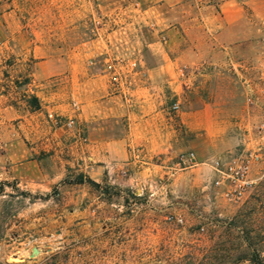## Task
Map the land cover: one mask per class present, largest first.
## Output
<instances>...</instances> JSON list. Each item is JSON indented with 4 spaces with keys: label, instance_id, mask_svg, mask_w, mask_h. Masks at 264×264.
Listing matches in <instances>:
<instances>
[{
    "label": "crops",
    "instance_id": "0c3cea01",
    "mask_svg": "<svg viewBox=\"0 0 264 264\" xmlns=\"http://www.w3.org/2000/svg\"><path fill=\"white\" fill-rule=\"evenodd\" d=\"M262 38L264 0H0V247L7 192L20 204L88 180L207 190L211 163L264 122L256 109L247 125L228 114L255 77L241 57ZM189 152L196 166L175 170Z\"/></svg>",
    "mask_w": 264,
    "mask_h": 264
},
{
    "label": "rangeland",
    "instance_id": "374dc122",
    "mask_svg": "<svg viewBox=\"0 0 264 264\" xmlns=\"http://www.w3.org/2000/svg\"><path fill=\"white\" fill-rule=\"evenodd\" d=\"M241 61L256 76L264 48ZM251 79L228 112L243 125L247 110L261 113L264 107V85ZM251 95L254 106L246 102ZM249 123L241 130V152L264 150L256 131L260 124ZM175 180L138 181L133 188L115 182L97 188L87 183L88 190L67 186L49 200L28 194L20 204L7 192L0 264H264V159L253 165L251 184L237 204L225 200L215 181L200 192L194 179L173 186ZM34 248L39 254L31 257Z\"/></svg>",
    "mask_w": 264,
    "mask_h": 264
},
{
    "label": "built area",
    "instance_id": "2783aa9c",
    "mask_svg": "<svg viewBox=\"0 0 264 264\" xmlns=\"http://www.w3.org/2000/svg\"><path fill=\"white\" fill-rule=\"evenodd\" d=\"M262 42H264V38H262ZM121 65L125 66L126 62H120ZM128 64L129 71L127 72L133 74V71L136 69L135 63H126ZM112 71H114L113 66L110 67ZM252 70V67H250ZM187 70L181 69L182 77L185 76ZM126 74V75H127ZM115 82L119 83L118 76L115 75ZM256 83L264 85V63H262V67L259 72L255 76ZM250 81L249 84H251ZM246 102L249 106H254L257 103V100L251 96L246 99ZM174 111L179 110V105L175 104L173 106ZM262 112H264V107H262ZM56 124L60 125L63 123L60 119H55ZM67 125H72L73 121H66ZM257 135L259 138L264 139V123H261L256 128ZM264 159V150L261 148L256 151H248V152H239L232 154L228 157L227 160L223 161L217 159L211 163L212 170L218 175V179L215 181V186H226V189L223 192V197L229 203L237 204L241 202L246 194V189L251 184L250 182V173L252 167L255 163ZM196 166L195 162V154L193 152H189L181 155L177 158L175 162V170L183 171L189 168H193ZM179 223L182 221L179 220Z\"/></svg>",
    "mask_w": 264,
    "mask_h": 264
},
{
    "label": "trees",
    "instance_id": "16d2710c",
    "mask_svg": "<svg viewBox=\"0 0 264 264\" xmlns=\"http://www.w3.org/2000/svg\"><path fill=\"white\" fill-rule=\"evenodd\" d=\"M75 182H76L77 184H78V183H83V180H82L81 177L78 176V177L76 178V181H75ZM86 182H87L88 184L92 185L93 187H96V188L98 187V185L95 184V183H93L92 181H89V180H88V181H86Z\"/></svg>",
    "mask_w": 264,
    "mask_h": 264
},
{
    "label": "water",
    "instance_id": "95a60500",
    "mask_svg": "<svg viewBox=\"0 0 264 264\" xmlns=\"http://www.w3.org/2000/svg\"><path fill=\"white\" fill-rule=\"evenodd\" d=\"M39 254V250L37 248H34L31 253V257H35Z\"/></svg>",
    "mask_w": 264,
    "mask_h": 264
}]
</instances>
